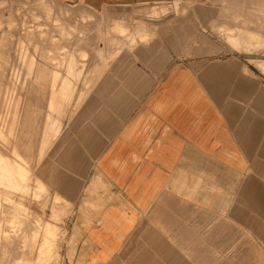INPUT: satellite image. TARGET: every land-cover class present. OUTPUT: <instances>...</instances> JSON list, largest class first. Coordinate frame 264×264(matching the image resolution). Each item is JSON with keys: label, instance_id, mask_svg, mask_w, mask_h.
<instances>
[{"label": "rangeland", "instance_id": "obj_1", "mask_svg": "<svg viewBox=\"0 0 264 264\" xmlns=\"http://www.w3.org/2000/svg\"><path fill=\"white\" fill-rule=\"evenodd\" d=\"M236 1L226 2L232 10L224 13L171 12L169 15L176 25L166 28L161 27V21L169 20V15L162 17L161 13L152 12L155 38L147 44L135 45L132 42L136 41V24L131 27L127 20L113 18L100 7L94 8L95 11L86 7L73 8L60 0H0V34L6 31L11 34L9 38L0 39V79H5L0 110H8L3 114L0 151L9 153L28 145L33 157L30 179L17 187L1 182L0 195L6 192L4 194L16 203L27 205L30 212L41 214L43 222L46 220L56 230L49 242L53 245L48 243V248L42 252L43 259H38V252L34 251L35 259L28 264L84 262L77 251L81 235L73 228L75 204L83 189L76 191L73 175L64 171L65 165L60 164L55 155L64 144L65 118L74 113L73 103L85 98L79 96L77 87L87 82L89 63L98 64L95 63L91 71L89 83L92 84L103 79L105 69L115 61L104 36L107 30L115 33L111 24L116 20L128 23L122 37L129 41L122 44V40L121 44L139 63H148L152 58L166 70L192 62L194 67L207 68L209 73L205 72L201 78L208 84L211 99L221 106L227 126L242 140L245 162L241 164V171H232L229 167L220 170L216 166L218 162L211 159L208 186L195 184V218L179 220L185 225L178 227L177 236L178 240H184L183 247L187 248L183 254L191 264H264V69L258 65V60L264 61V0ZM81 9H88L91 16L82 21L79 18ZM123 14L129 16L131 22L141 17L132 12ZM94 25L103 29V34H99L98 28L89 30L96 31L97 37L90 47L86 46L88 50L84 56L77 52L79 67L74 70L63 65L53 81L51 74L45 72L41 76L42 83L27 81L15 91L11 89L10 73L15 69L10 66L15 63V57L30 60L32 55L57 54L56 47L65 44L68 32L76 39L83 30L87 32L85 30ZM28 32L34 33V37L29 42L19 43L18 39H26ZM169 32L173 34L171 41L168 40ZM258 34L262 35L260 39ZM35 41L38 47L47 50L51 46L53 50L33 52L31 47ZM4 64L6 67H1ZM37 73V67L33 66L30 76L35 77ZM29 87L32 89L28 90ZM10 89L8 102L5 97ZM244 127L249 130L247 136L238 133ZM88 181L89 176L83 184ZM77 193L78 197L74 195ZM9 228L20 236L24 227L14 222ZM172 232L175 233L176 228L173 227ZM12 250L8 240L0 236V264L7 263Z\"/></svg>", "mask_w": 264, "mask_h": 264}, {"label": "crops", "instance_id": "obj_2", "mask_svg": "<svg viewBox=\"0 0 264 264\" xmlns=\"http://www.w3.org/2000/svg\"><path fill=\"white\" fill-rule=\"evenodd\" d=\"M60 1L73 8L100 7L131 27L141 24L148 37L130 40L136 45L155 38L152 12L162 17L177 11L224 13L232 10L226 2L236 0ZM127 12L141 17L131 22L123 14ZM161 24L176 25L171 17ZM122 44L119 53L109 51L115 61L105 77L92 84L96 62L89 63L87 82L77 87L85 98L74 102V113L65 118L64 144L55 155L73 175L76 191L83 189L73 220L74 231L81 235L77 251L83 264H191L183 254L184 240L177 238L178 227L185 226L179 220L195 218L194 186H208L211 159L220 170L241 171L242 140L211 99L201 78L209 73L207 68L192 62L166 70L152 58L139 63ZM263 62L258 60V65ZM238 133L247 136L249 130Z\"/></svg>", "mask_w": 264, "mask_h": 264}, {"label": "bare ground", "instance_id": "obj_3", "mask_svg": "<svg viewBox=\"0 0 264 264\" xmlns=\"http://www.w3.org/2000/svg\"><path fill=\"white\" fill-rule=\"evenodd\" d=\"M68 11H69V8H68ZM90 16L91 14L88 9H81L79 18L82 19V21L83 19L85 20V18L90 17ZM111 27H112V31L113 32L115 31L116 34L112 33L111 30H107V32L105 31L106 33L104 32L105 33L104 37H106L109 51L115 52L121 46V43L123 40L122 35L127 31L128 23L123 20H116V22H112ZM92 28L94 30L98 27L95 25L94 27L90 26L89 28L85 30L87 32H84L83 30L82 35H77L76 39H74V37L72 38L70 36V33L68 32V35L70 37L68 36V38L65 41V44H63L62 46L56 47L57 54L49 53V54L44 55V53H42L39 57L32 55L29 58L30 60H26V59L22 60L21 57L19 58L15 57L14 58L15 63L13 62L10 66V68H13V70L15 69L14 71H12V73H10V86L12 87L11 89L15 91L19 86L21 87L23 85H26L27 81H30L31 83L40 84L42 83L41 76L45 72H47L49 75L51 74V78L53 81V79L57 77L59 73V69H62L63 65L65 66L64 68L66 69L75 70L77 67H79L77 64L78 62L77 52L81 53V55L84 56L88 50L86 46L89 45L90 47L92 43L91 41H94L95 37H97L96 31L94 32L89 31ZM98 29L100 31L99 34L100 35L103 34V29L101 28H98ZM135 31H136V40L137 39H140V40L147 39L148 30L143 28L141 24L139 23L136 24ZM10 36L11 34L9 32L7 31L2 32L0 34V39L4 40L5 38H9ZM261 36H262L261 34H258L259 39ZM33 37H34V33L28 32L26 39L19 38L18 41L19 43H22L24 41L29 42V40H31ZM102 37L103 36H101V38ZM101 38L98 37V42H101ZM35 43L36 44H34L33 48L31 47L33 52H37V51H41V52L48 51L49 52L53 50L51 46L47 47V50H44L43 48L38 47L37 41H35ZM33 66H36L38 69L37 76L35 77L30 76L31 69L33 68ZM1 67L3 68L6 67V64L2 65ZM261 67L262 69H264V62L262 63ZM4 82H5L4 77H1L0 95L3 90L2 88H3ZM11 89L7 90L8 92L5 97L6 101L8 102L10 101ZM31 89L32 87L28 88V90H31ZM55 99L57 100V98ZM33 109L34 111H36L35 107ZM6 112H8L6 108L4 109L2 108V110H0V133L1 134H2V129H3L2 121L4 120L3 114ZM19 149L15 148L9 153H3L0 151V183L1 182L8 183L12 186L17 187L19 185H24V182H25L24 180L30 179V175L32 172V161H33L32 160L33 157L30 151L31 149H28V145H26L23 150L21 148ZM26 186H27V183H26ZM24 187L25 186H23V188ZM4 193L6 192H3L2 196L0 195L1 196L0 197L1 198L0 199L1 200L0 202V236H3L4 238H6L8 240V243L13 246V250L6 260L7 262L6 264H16V262H22V264H28L29 262L35 259L34 251L38 252V259L42 260L43 250L45 248H48L46 247V245L51 240H53L56 234L55 228L51 224L46 223L45 222L46 220L43 222V220L40 218L41 214L39 215L40 217L33 214L26 208L27 205L25 206L23 203H16L14 200L8 197V194L6 195ZM29 209L31 208L29 207ZM14 222L16 223V225L24 227L20 236H17L18 235L17 232H11L9 228L10 226L14 224ZM51 245H49V247H51ZM3 257L6 258L5 254Z\"/></svg>", "mask_w": 264, "mask_h": 264}]
</instances>
